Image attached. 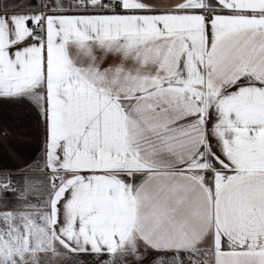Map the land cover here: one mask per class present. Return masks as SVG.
Listing matches in <instances>:
<instances>
[{
	"label": "snow or ice",
	"instance_id": "obj_1",
	"mask_svg": "<svg viewBox=\"0 0 264 264\" xmlns=\"http://www.w3.org/2000/svg\"><path fill=\"white\" fill-rule=\"evenodd\" d=\"M0 103V264H264V0H0Z\"/></svg>",
	"mask_w": 264,
	"mask_h": 264
},
{
	"label": "crops",
	"instance_id": "obj_2",
	"mask_svg": "<svg viewBox=\"0 0 264 264\" xmlns=\"http://www.w3.org/2000/svg\"><path fill=\"white\" fill-rule=\"evenodd\" d=\"M66 2V0H65ZM158 5H166L170 0H153ZM4 3H38V0H4ZM123 59L120 55L110 53L104 56L103 63L107 67L119 63ZM0 165L15 167L16 162L7 158V150L11 148L23 159L36 156L42 141L40 128L35 113L18 105L0 103ZM39 162V157L37 161Z\"/></svg>",
	"mask_w": 264,
	"mask_h": 264
},
{
	"label": "built area",
	"instance_id": "obj_3",
	"mask_svg": "<svg viewBox=\"0 0 264 264\" xmlns=\"http://www.w3.org/2000/svg\"><path fill=\"white\" fill-rule=\"evenodd\" d=\"M38 2H39V0H38Z\"/></svg>",
	"mask_w": 264,
	"mask_h": 264
}]
</instances>
